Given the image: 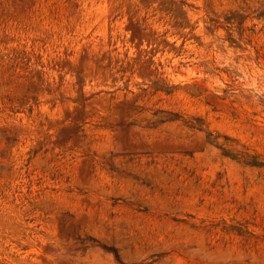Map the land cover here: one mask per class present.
Returning <instances> with one entry per match:
<instances>
[{"label":"rangeland","instance_id":"1","mask_svg":"<svg viewBox=\"0 0 264 264\" xmlns=\"http://www.w3.org/2000/svg\"><path fill=\"white\" fill-rule=\"evenodd\" d=\"M0 264H264V0H0Z\"/></svg>","mask_w":264,"mask_h":264}]
</instances>
